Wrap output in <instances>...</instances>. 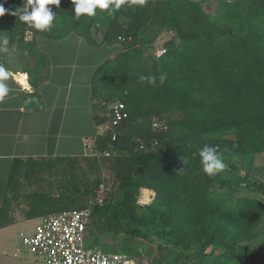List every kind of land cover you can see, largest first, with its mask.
<instances>
[{"label": "trees", "instance_id": "obj_1", "mask_svg": "<svg viewBox=\"0 0 264 264\" xmlns=\"http://www.w3.org/2000/svg\"><path fill=\"white\" fill-rule=\"evenodd\" d=\"M23 3L0 0V37L10 45L31 31L51 39L75 33L93 46V33L101 34L100 45L120 46L91 80L95 126L110 122L117 101L128 113L96 136V155L54 163L71 168L56 180L59 195L42 201L56 205L55 214L91 209V244L106 249L112 239L115 254L135 260L156 244L153 264H264V238L254 244L264 222V182L254 175L264 156V0H126L111 15L97 8L78 20L72 0H60L49 6L58 15L50 31L11 14ZM162 34L166 53L157 57ZM205 145L227 165L212 177L199 157ZM102 185L111 192L99 204ZM142 190L155 193L145 206Z\"/></svg>", "mask_w": 264, "mask_h": 264}, {"label": "crops", "instance_id": "obj_2", "mask_svg": "<svg viewBox=\"0 0 264 264\" xmlns=\"http://www.w3.org/2000/svg\"><path fill=\"white\" fill-rule=\"evenodd\" d=\"M99 35L100 40L93 33L97 43L93 46L75 33L51 39L35 37L27 31L24 38L17 37L11 45L9 41L6 52L0 51V66L8 73L0 81L8 88V94L0 101V210L8 214V220L2 225L0 222V246L5 244L9 229L20 221L42 223L56 213V205L42 200L59 195L58 182L50 177L46 184L41 183L40 174L46 169L42 164L52 171L57 160L91 156L85 141L93 136L95 139L97 135L93 133L98 129L91 80L105 61L91 64L83 72L78 59L86 55L79 51L83 40L95 50L105 46L100 45ZM30 178L33 181L29 183ZM25 184L38 186L44 193L30 202L29 212L17 210V214L14 204L23 203L19 198L24 195L21 189Z\"/></svg>", "mask_w": 264, "mask_h": 264}, {"label": "built area", "instance_id": "obj_3", "mask_svg": "<svg viewBox=\"0 0 264 264\" xmlns=\"http://www.w3.org/2000/svg\"><path fill=\"white\" fill-rule=\"evenodd\" d=\"M165 53V50H158L157 57ZM110 112L111 119L105 125V131L113 130L128 118L126 107L120 101L111 105ZM154 127L158 128L159 125L154 124ZM85 147L91 150V156L96 155L95 139L85 141ZM144 148L142 145L141 149ZM103 188L104 185L97 192L99 204L103 203ZM91 217V209L50 215L44 218L33 233L23 236V245L41 258L44 264H146L125 255L109 254L96 247H86V232Z\"/></svg>", "mask_w": 264, "mask_h": 264}, {"label": "rangeland", "instance_id": "obj_4", "mask_svg": "<svg viewBox=\"0 0 264 264\" xmlns=\"http://www.w3.org/2000/svg\"><path fill=\"white\" fill-rule=\"evenodd\" d=\"M213 8H215V5L213 6ZM72 36H75V35H72ZM97 37H99L97 39L100 40L101 38L100 35H98ZM167 38H168L167 35L162 34L157 40L154 50L155 51L161 50L162 45ZM82 44L83 45L79 49V51L86 53V55H81L78 59V62L84 67L83 72L89 69V66L91 64L99 65L103 63L104 61H106L107 59H109L111 55H114V53L120 50L119 45H112V46L105 45L95 50L94 48L92 49V47H90V45L84 40L82 41ZM104 131H105V126H100L97 130H94L93 135L95 136L99 134L101 135L103 134ZM92 139H94V136L93 138H90V140ZM89 154H91V150L88 149V155ZM61 165H62V171L61 169L59 170ZM41 166L46 167V169L42 171L40 174L41 183L46 184V181H48L50 177H53V179L57 181H59L60 176L63 178L68 173L67 170L71 168V162L69 164L62 163L60 164V166L57 163L55 164V169L53 171H50V167L47 164L46 165L42 164ZM72 168H73V165H72ZM75 173L77 174L78 177H81L80 170L79 171L76 170ZM254 175L264 182V156L263 155L257 156L255 159ZM106 177H108V175H106ZM31 181L33 180L30 178L28 182L30 183ZM37 187L38 186L35 187L33 185L31 186V185L25 184L24 188L21 189L24 195L21 198H19L20 200H22L23 203L14 204L16 213H17V210H20L21 212H24V211L29 212L30 202L31 201L33 202L35 200L34 197H36L37 194L41 195L42 193H44L40 189H37ZM103 190L104 192L102 193V195H103V200H104L110 195L111 186L104 185ZM144 192L145 190H142L138 198V203L142 206L150 204L155 197V193L151 192L150 190L147 191V192H150L148 196H144ZM260 199L264 201V198L260 197ZM22 205H25V207L23 208ZM7 220H8V214H7V211L6 212L4 211L2 214V222H6ZM40 223L41 221H38V220H34V221L23 220V221H20L16 226L9 229L7 238L5 239V244L3 246H0V264H44V261L41 258L32 254L28 250V248H26L23 245V236L29 235L33 231H35L38 225H40ZM263 238H264V222L262 226L259 228V238L256 240L254 244L259 246ZM106 244L108 245L106 249H102L101 247L99 249L109 254H115L116 251L113 249V246L117 244L116 241L109 239L106 241ZM86 247L88 248L96 247V246H93V244H91V238L87 237V235H86ZM210 251L211 249H209L207 253H209ZM157 256H158L157 245L149 244L147 251H144L141 253L140 259L141 261H144V263L146 264H153Z\"/></svg>", "mask_w": 264, "mask_h": 264}, {"label": "clouds", "instance_id": "obj_5", "mask_svg": "<svg viewBox=\"0 0 264 264\" xmlns=\"http://www.w3.org/2000/svg\"><path fill=\"white\" fill-rule=\"evenodd\" d=\"M74 5V17L80 19L82 15L93 17L96 15V9L107 10L108 14L111 15L126 2V0H72ZM129 6L133 4L144 5L146 0H127ZM60 4V0H27L23 3V7H18L12 15L19 18L20 21L27 23L30 27L38 31H50L54 26V21L58 16L49 7L50 5ZM7 10L2 4H0V16H3ZM2 41V47L0 51H7L9 40L7 37H0ZM8 76L5 68L0 66V81H3ZM141 81L147 80L149 83H155V77L152 76H141ZM165 77L161 76L160 80L163 83ZM8 94V88L0 82V101ZM199 157L203 166V171L208 176L212 177L220 172H223L227 165L222 159V154L218 152L216 147H210L205 145L199 151Z\"/></svg>", "mask_w": 264, "mask_h": 264}, {"label": "bare ground", "instance_id": "obj_6", "mask_svg": "<svg viewBox=\"0 0 264 264\" xmlns=\"http://www.w3.org/2000/svg\"><path fill=\"white\" fill-rule=\"evenodd\" d=\"M147 191H148V190H145V192H144V196H148V195L150 194V192H147ZM144 196H143V197H144ZM145 198H146V197H145ZM145 198H144V199H145ZM145 200H146V199H145Z\"/></svg>", "mask_w": 264, "mask_h": 264}]
</instances>
